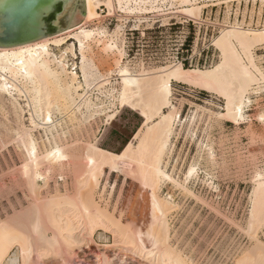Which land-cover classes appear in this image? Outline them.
Wrapping results in <instances>:
<instances>
[{"label": "rangeland", "instance_id": "rangeland-1", "mask_svg": "<svg viewBox=\"0 0 264 264\" xmlns=\"http://www.w3.org/2000/svg\"><path fill=\"white\" fill-rule=\"evenodd\" d=\"M158 3L156 10L133 13L128 17L118 10L111 15L102 5L97 10L98 18L87 24L89 30L105 32L107 40L118 33V49L107 51L104 44L96 42L89 46L88 56L97 74L110 80L106 89L119 91L118 70L124 67L135 75L142 70L151 71L178 63L185 70L212 68L220 60L214 40L224 27L235 23L253 30L264 27V0H199L202 9L197 20L184 16L179 5L170 6L168 1ZM60 22L61 27L66 26L67 14ZM72 43L75 44L74 54L65 51ZM50 52L58 60L64 54L63 62L68 65V70L77 73V82L81 84L76 42L68 40L63 46H51ZM252 53L255 65L264 72V43L255 47ZM53 68L61 72L56 64ZM70 81L63 75L59 85L64 89ZM263 85L253 86L257 89L249 94L250 103L243 110V118L233 122L221 117L225 102L216 93L190 83H171L176 118L163 157V168L170 179L162 184L159 197L169 203L165 217L168 243L180 264H233L242 253L264 250V227L257 234L258 242L250 237L248 227L251 196L257 181L264 176V91L260 90ZM23 91L26 98L24 95L16 97L23 109L22 122L32 130L31 135L41 152L56 144L67 143L77 154L82 153L86 144L119 153L143 122L137 111L120 109L116 100L106 99L99 91H94L90 97L98 106L103 101L104 111L86 123L85 109L81 107L77 111L74 105L79 99H75L74 94L63 96L60 93V98L50 102L54 108L50 126L54 129H34L31 114L35 122L40 123L41 118H37L41 115L40 103L30 108L27 104L38 96L30 83L23 86ZM114 113L115 117L107 121V116ZM15 118L8 102L0 104V220L28 205L16 174L22 162V149L14 141L17 138ZM190 170L194 173L186 179ZM105 172L90 196L94 205L105 211V215L112 216L111 219L122 225V230H128L133 224L145 231L150 220L148 194L136 181L112 174L107 169ZM50 178L47 189L43 188V195L62 196L64 181L59 179V174ZM71 179L64 177L69 188ZM42 183L39 181L40 187H43ZM59 207L63 206H57L55 213H61L63 219H70L69 214L74 215L64 206L66 212L60 210L67 213L65 217ZM72 219L76 222V218ZM114 238L112 234L105 235L98 230L93 235V242L74 244V248L71 245V250L63 246L57 254H49L41 260L34 258L25 263L20 259L18 247L11 251L9 258L17 257V264H96L95 256L103 253L112 260L111 264H149L130 253L114 256L111 245L117 241L118 245L126 242L121 244L119 237ZM125 247L131 248L130 244Z\"/></svg>", "mask_w": 264, "mask_h": 264}, {"label": "bare ground", "instance_id": "bare-ground-1", "mask_svg": "<svg viewBox=\"0 0 264 264\" xmlns=\"http://www.w3.org/2000/svg\"><path fill=\"white\" fill-rule=\"evenodd\" d=\"M167 1L170 6L179 5L184 16L196 20L199 18L202 9L198 5L199 0H67L62 13L55 21L54 25L58 30L53 35L12 48L0 47V104L8 102L16 117L14 132L17 138L14 141L20 144L22 149V162L16 169V174L28 201L26 207L5 220H0V264H17V257L9 258L15 247L19 249L20 259L29 263L34 258L41 260L49 254H57L63 246L66 249L68 246L71 250V245L74 248V244L79 246L89 243L98 230L105 235L110 233L115 238L119 237L121 244L122 241H128L123 243L124 245H118L119 241L111 245L114 256H117V253H130L149 264H180V259L168 243L165 217L169 203L159 197L162 184L170 179L163 168V157L176 118L171 101V83H190L205 91L216 93L225 102L224 114L221 117L233 122L239 121L243 118L244 108L250 103V92L254 93L259 84H264V72L255 65L252 53L255 47L264 43V27L253 30L236 23L224 27L214 40L220 60L212 68L185 70L178 63L151 71L142 70L135 75L124 67L118 70L119 91L106 89L110 80L102 79L103 77L97 74L88 56L89 46L93 42L102 43L107 51H112L117 48L118 33L107 40L105 32L98 29L89 30L87 24L98 18L97 10L102 5L111 15L118 10L127 16L156 10L155 5L159 4L158 2L164 4ZM65 14L67 24L60 27V19ZM68 40L76 42L78 47L81 84L77 82V73L68 70V65L63 62L64 54L58 60L50 52L51 46H63ZM104 40L106 42H103ZM74 50L75 44L72 43L65 51L74 54ZM54 64L61 68V72L53 68ZM63 75L71 80L64 89L59 85ZM27 83L34 87L38 96L30 101L27 99V105L30 108L34 107L33 104L40 103L41 107V115L37 116L41 118L40 123L35 122L31 114L34 129H54V126H50L54 110L50 102L60 98V93L63 96L74 94L75 99H79L74 105L77 111H80L81 107L85 109L83 118L86 123L104 111V102L100 101L98 106L90 97L94 91H99L106 99L110 97L116 100L120 109L137 111L143 122L119 153L86 144L82 153L77 154L67 143L56 144L53 148L41 152L31 135L32 130L23 125V109L16 99L17 96L23 95L26 98L23 86ZM256 85L258 87L253 89ZM260 90L264 91V85ZM72 101L75 103L74 99ZM34 113L37 115L36 110ZM114 117L115 113L107 116V121ZM106 169L112 174L136 181L142 191L148 194L150 220L145 231L133 224L129 225L128 230H122V225H118L114 218L111 219L112 216H107L108 213L105 215V211H100L94 205V200L90 199L92 192L98 188L100 179L106 174ZM193 173V170L188 171L186 179ZM56 174L64 181L65 192L62 196L47 197L49 193L43 195V188L47 189V181L51 179L50 176ZM66 176L72 177L70 188L64 180ZM39 181H43V187H40ZM251 197L249 235L258 242L257 234L264 227V176L257 181ZM57 206L67 207L74 215L69 214L68 219L64 208L59 207L67 218L63 219L61 213H55ZM72 217L76 218V222ZM127 244H130L131 248L125 247ZM254 251L242 253L234 259L233 264H264V250L255 253ZM105 255L97 254L95 263L103 261L105 264H111L112 260Z\"/></svg>", "mask_w": 264, "mask_h": 264}, {"label": "water", "instance_id": "water-1", "mask_svg": "<svg viewBox=\"0 0 264 264\" xmlns=\"http://www.w3.org/2000/svg\"><path fill=\"white\" fill-rule=\"evenodd\" d=\"M66 1L0 0V47L12 48L53 35Z\"/></svg>", "mask_w": 264, "mask_h": 264}]
</instances>
